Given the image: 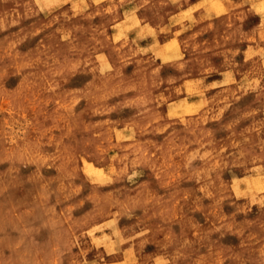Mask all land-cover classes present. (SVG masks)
Returning a JSON list of instances; mask_svg holds the SVG:
<instances>
[{"label": "rangeland", "instance_id": "rangeland-1", "mask_svg": "<svg viewBox=\"0 0 264 264\" xmlns=\"http://www.w3.org/2000/svg\"><path fill=\"white\" fill-rule=\"evenodd\" d=\"M197 1L0 0V264H264V0Z\"/></svg>", "mask_w": 264, "mask_h": 264}, {"label": "crops", "instance_id": "crops-1", "mask_svg": "<svg viewBox=\"0 0 264 264\" xmlns=\"http://www.w3.org/2000/svg\"><path fill=\"white\" fill-rule=\"evenodd\" d=\"M223 1V0H222ZM205 2H207V0H199V1H197V2H195V3H193L192 5H188V6H186V8L184 9V10H188L189 8H192V7H194V6H198V4L200 5V6H202V5H204L203 7H205L206 8V3ZM234 4H235V1H234ZM208 6V5H207Z\"/></svg>", "mask_w": 264, "mask_h": 264}]
</instances>
